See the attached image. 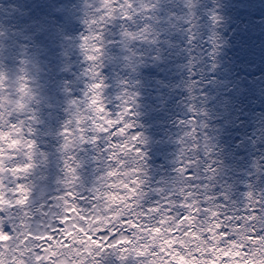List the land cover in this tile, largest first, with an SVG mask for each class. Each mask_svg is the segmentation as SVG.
<instances>
[{
    "label": "snow or ice",
    "instance_id": "1",
    "mask_svg": "<svg viewBox=\"0 0 264 264\" xmlns=\"http://www.w3.org/2000/svg\"><path fill=\"white\" fill-rule=\"evenodd\" d=\"M47 7L48 14L17 21L19 27L0 19V61L55 49L47 62L60 66L45 73L50 95L42 104L0 123V134L20 141L5 150L9 163L0 173L6 201L0 235L13 239L20 230L28 236L35 264H58L49 254L55 244L76 246L70 234L85 245L96 241L86 264H165L174 254L167 248L129 253L144 252L157 230L172 242L193 230L189 219L202 222L212 213L222 243L245 224L251 235H264V227L248 220L264 221V154L240 179L221 143L235 105L227 93L204 86L218 70L223 43L218 6L202 12L201 0H109L88 20L76 14V0ZM76 21L84 31L69 35L67 26ZM164 69L177 78L155 83L169 97L180 94L183 115L173 121L169 171L160 175L149 164L153 141L143 118L154 109L145 103L144 73ZM157 99L167 106L168 98ZM22 194L28 197L23 207ZM108 194L123 200L112 204Z\"/></svg>",
    "mask_w": 264,
    "mask_h": 264
},
{
    "label": "rangeland",
    "instance_id": "2",
    "mask_svg": "<svg viewBox=\"0 0 264 264\" xmlns=\"http://www.w3.org/2000/svg\"><path fill=\"white\" fill-rule=\"evenodd\" d=\"M77 1L79 2V0ZM263 1L260 0V6H258L259 4L255 5L257 11H253L256 13L252 15L247 14L249 11H245L244 7L226 11L228 15L237 13L236 23L234 21L233 26H229L221 36L223 40L221 49H224L222 53L226 59V67L218 66L214 75L204 79V86L208 91L227 93L235 105L231 123L222 132L221 143L228 156V163L234 166L240 179L247 178L245 174L249 171L253 158L264 154V139H262L264 136ZM50 3L46 2L38 6L42 8L40 11L43 16L49 13L47 5ZM203 3L205 4L204 1ZM4 12L6 13L5 9L3 10V7L0 6V19H4ZM26 17L29 19L30 15H26ZM74 27L79 33L84 31V26L79 21L75 22ZM28 58L38 61L37 54L33 52L19 58L18 61L14 58H9L7 62L0 61V70L12 69L13 72L23 75L25 73L24 64L27 63ZM13 61H17L16 65L18 66H13ZM220 62H223L222 58ZM49 65L50 67H46L48 75L59 71L60 66L58 64ZM46 79L45 76L43 80ZM210 81L215 83H210ZM33 85L41 88L39 82L35 81ZM49 91L47 86L43 88L42 92L31 86L29 94L34 104H42L50 95ZM144 92L145 103L150 105L159 101L157 99L159 95L165 96L162 90H154L152 82L148 83ZM174 94L169 98L167 106L162 103V105L157 106L155 111L149 112L143 118L148 135L153 141L148 150L149 164L160 175L169 171L167 165L168 157L172 152V145L167 142V139L173 132V121L177 115H183L177 107L182 97L178 92ZM4 103L5 101H0V123H4L3 117L8 118L14 115L10 114L9 108L2 107L1 104ZM6 104L10 107L8 101ZM11 106L14 107L13 104ZM30 110L31 105L24 109L26 112ZM119 186L116 185V187ZM123 186L128 187L126 184ZM108 199L112 204H117L123 200V197L117 200L114 195L108 194ZM214 215L215 213L211 214V216ZM211 216L202 222L189 219L187 223L192 226L193 230L172 242L162 240L159 230H157L149 237L147 246H144V252L136 249L135 253L130 251L129 254L145 255L150 249L163 251L164 248H167L172 250L174 254L171 256V260L165 264H264V235H251L253 228L245 224L238 228L234 227L232 229L233 239L222 243L224 242V234L218 231L220 224L212 220ZM248 220L256 221L258 228L264 227V221L259 217H248ZM32 227L35 229L36 226L33 225ZM70 238L75 241L76 246L68 250L53 242L55 250L51 251L49 255L58 256V264H86V261L94 253V246L98 247L96 241L92 240L91 243L85 245L79 236L70 234ZM89 239L91 238L89 237ZM26 241H28V236H21L20 230H17L13 239L5 235V238L0 241V264H35L34 243H26ZM173 244L177 247L173 248ZM81 245L84 246L80 247ZM133 247L135 246L133 245ZM153 264H161L160 259H154Z\"/></svg>",
    "mask_w": 264,
    "mask_h": 264
},
{
    "label": "bare ground",
    "instance_id": "3",
    "mask_svg": "<svg viewBox=\"0 0 264 264\" xmlns=\"http://www.w3.org/2000/svg\"><path fill=\"white\" fill-rule=\"evenodd\" d=\"M205 2V4L203 3ZM201 5V11L203 12L205 9H211L214 6H218V12L219 15L222 17V21L219 24V32L222 36L227 28L230 26H233L234 21L236 23L235 17L237 15L236 12H234L231 15H228L226 11L228 9H238L244 7L247 14H255L257 11L255 5H258L260 0H203ZM46 2L51 3H71L72 0H0V6L3 7V10L5 9L6 13L4 12L3 16L4 19L11 25L18 26L16 23L17 21H27L31 20L36 17H42L43 13L40 11V7H38L40 4H44ZM80 2V3H79ZM79 2L76 0V8L75 12L76 14L81 18V20H88L91 19L96 12L101 8H108L109 7V0H79ZM264 2V1H263ZM261 3V2H260ZM260 6V4L258 5ZM222 9H221V8ZM17 9L18 11H13V9ZM232 10V11H233ZM259 10V9H258ZM21 13H31L30 18L28 19L26 15H21ZM46 14V13H45ZM237 18V17H236ZM16 21V22H15ZM202 23H207V18H205ZM74 23H71L67 26V32L69 35H77L79 34V31L74 27ZM224 50V49H223ZM223 50H220V55L218 58V66L226 67V62L224 59V54L222 53ZM55 49H51L49 53L45 56L41 54H37V59L28 58L26 60L27 63L24 64L25 67V73L23 75H19L17 72H13L12 69L0 70V101H5L4 104H1L2 107L9 108L10 114H22L25 113L24 111L25 107H28L31 105V108L35 105L32 97L29 94V90L32 87H34L37 91L42 92L43 88H46V80L45 79V73H47V68L50 67L49 63L47 62V59L54 60L55 57ZM223 59V62H220V59ZM17 61H13V66L16 65ZM11 64V63H10ZM228 68V67H227ZM226 68V69H227ZM146 77L149 78V82H152L154 86V90L163 91L165 93V97L169 98L172 95H175L173 92L172 95L169 97L168 92L166 89H161L155 81L158 80H164L166 82H174L175 79L178 76V73H174L171 71H168L167 69L164 70H151L146 71L144 73ZM39 82L41 88L39 89L38 86H34L33 82ZM21 90V92H19ZM50 92V91H49ZM177 95V93H176ZM7 101L10 103V107L8 106ZM11 104L14 105V107L11 106ZM158 105H162L161 101H157L156 103L152 104L153 109L151 112L155 111ZM8 118L3 117V122L7 123ZM54 125V122H51ZM20 129L16 128V132H19ZM41 141H44V137L41 136ZM20 147V141L17 139H13L12 135L9 134V132L5 131L2 134H0V173H3L5 171L6 166L9 163V157L7 156L5 150L6 149H17ZM20 154V153H18ZM20 163H23V159L19 161ZM29 170L25 169V174H27ZM12 176H15L16 173L13 172L11 174ZM26 191L25 190H22ZM28 197L26 195H21L20 200L18 203H20L21 207H23V202L27 201ZM6 204V201L3 199V195L0 194V205ZM5 238V235H0V241Z\"/></svg>",
    "mask_w": 264,
    "mask_h": 264
}]
</instances>
